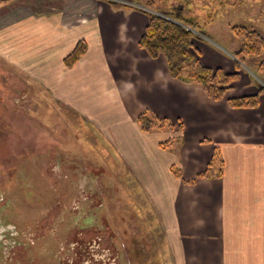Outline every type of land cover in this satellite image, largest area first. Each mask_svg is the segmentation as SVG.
<instances>
[{"label": "crops", "instance_id": "crops-1", "mask_svg": "<svg viewBox=\"0 0 264 264\" xmlns=\"http://www.w3.org/2000/svg\"><path fill=\"white\" fill-rule=\"evenodd\" d=\"M82 1L71 6L64 0L36 17L18 10L0 19L7 61L26 65L46 102L83 122L74 135H51L94 136L97 143L87 140L90 166L112 178L119 195L120 183L146 199L154 239L163 242L156 254L163 249L165 264H264V92L254 108L230 107V98L259 88L240 70L224 97L213 100L201 84L172 78L163 55L153 59L139 46L147 13L108 0ZM80 40L86 51L67 67L64 57ZM198 41L204 65L235 69ZM145 111L172 127L142 131L136 119ZM166 140L172 143L164 148ZM214 153L222 166L197 177Z\"/></svg>", "mask_w": 264, "mask_h": 264}, {"label": "rangeland", "instance_id": "rangeland-1", "mask_svg": "<svg viewBox=\"0 0 264 264\" xmlns=\"http://www.w3.org/2000/svg\"><path fill=\"white\" fill-rule=\"evenodd\" d=\"M68 2L73 6L83 1ZM108 2L166 16L142 5V0ZM63 3L0 0V19L18 10L28 16L34 12L36 17L58 10ZM189 13L201 28H190L200 54L198 40H203L234 63L231 72L239 66V78L244 70L264 87L255 72L264 52L240 61L236 52L241 44L232 31L233 26L245 27L264 37V0H194ZM27 31L30 35L33 30ZM29 46H24L25 55L31 54ZM5 53L0 48V264L168 262L162 248L156 254L163 242L154 239L156 226L146 199L135 190L130 195L131 190L120 183L119 195L112 178L90 166L87 140L97 143L94 136L51 135H74L83 122L76 123L71 114L47 103L27 66H12ZM49 132L50 136L44 135Z\"/></svg>", "mask_w": 264, "mask_h": 264}, {"label": "trees", "instance_id": "trees-1", "mask_svg": "<svg viewBox=\"0 0 264 264\" xmlns=\"http://www.w3.org/2000/svg\"><path fill=\"white\" fill-rule=\"evenodd\" d=\"M193 2L194 0H142V5L162 12L166 16L152 12L147 13L148 21L138 43L151 58L155 59L160 55L165 57L168 72L172 78L182 82L199 83L209 98L221 100L231 84L239 78L237 70L240 68L238 66L234 72H225L220 67L212 68L201 62L200 51L194 44L196 36L190 29L201 30L196 24L195 15L189 13ZM232 31L241 44L240 49L236 52L240 61L244 60L246 56H255L264 52V37L256 30L233 26ZM85 51V41H78L73 50L64 58V64L71 67ZM255 72L264 81V60L259 62ZM262 92H264V87L259 86L256 93L230 98L228 103L230 107L234 108H254L258 105L259 95ZM136 121L144 132L172 127V123L168 119L160 118L149 111L139 114ZM171 143L172 140H166L160 145L166 148ZM217 163L222 166L223 161L217 153H214L206 169L197 174V177L211 175L214 165ZM172 169L176 176H180L178 169ZM216 175L220 176L221 170ZM187 182L193 183L194 179ZM118 244L117 240L115 246Z\"/></svg>", "mask_w": 264, "mask_h": 264}]
</instances>
